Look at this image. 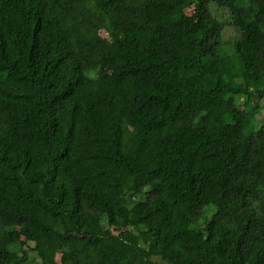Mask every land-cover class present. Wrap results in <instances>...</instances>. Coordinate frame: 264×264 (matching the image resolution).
I'll return each mask as SVG.
<instances>
[{
    "label": "trees",
    "instance_id": "16d2710c",
    "mask_svg": "<svg viewBox=\"0 0 264 264\" xmlns=\"http://www.w3.org/2000/svg\"><path fill=\"white\" fill-rule=\"evenodd\" d=\"M0 264H264V0H0Z\"/></svg>",
    "mask_w": 264,
    "mask_h": 264
},
{
    "label": "rangeland",
    "instance_id": "374dc122",
    "mask_svg": "<svg viewBox=\"0 0 264 264\" xmlns=\"http://www.w3.org/2000/svg\"><path fill=\"white\" fill-rule=\"evenodd\" d=\"M214 5L215 4L212 2L211 7H212L213 12L216 14V12H215L216 11V7ZM190 12H192V8H188L187 13H190ZM224 35H225V37L223 38V45L222 46L225 48L224 52L229 53L230 48H231L230 46L233 44V43L229 42V41H231V40H229V38L237 36L238 33L233 27L230 26V27H227Z\"/></svg>",
    "mask_w": 264,
    "mask_h": 264
}]
</instances>
